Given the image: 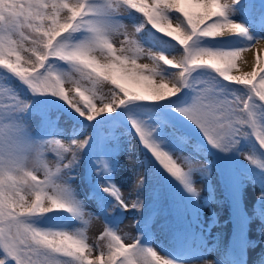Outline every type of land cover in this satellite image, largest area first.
<instances>
[{
    "label": "snow or ice",
    "instance_id": "1",
    "mask_svg": "<svg viewBox=\"0 0 264 264\" xmlns=\"http://www.w3.org/2000/svg\"><path fill=\"white\" fill-rule=\"evenodd\" d=\"M243 7L241 0H0V70L7 74L0 75V264H174L110 227L90 242L88 227L98 216L71 181L93 137L61 139L59 115L46 108L40 116L50 138L34 140L21 119L33 103L8 76L88 122L131 106L149 113L132 121L136 135L193 195L192 173L207 165L184 156L185 171L174 159L185 146L200 147L190 144L192 136L225 154L254 138L252 151L240 154L264 172V38L246 26L264 30V16L233 20ZM130 14L140 20L131 30L121 19ZM233 36L245 37L247 46ZM106 135L100 132L98 146ZM143 184L140 177L138 191ZM103 191L126 211L143 208L140 199L126 203L115 185ZM89 198L103 211L101 197ZM50 213L69 214L51 222L75 230L37 227Z\"/></svg>",
    "mask_w": 264,
    "mask_h": 264
},
{
    "label": "rangeland",
    "instance_id": "2",
    "mask_svg": "<svg viewBox=\"0 0 264 264\" xmlns=\"http://www.w3.org/2000/svg\"><path fill=\"white\" fill-rule=\"evenodd\" d=\"M241 4L245 5V1L241 0ZM261 5L264 6L263 0H253L252 9L254 12H257L258 9H262ZM133 15L138 14H130L121 17L123 22L129 25L130 30L134 24L140 23L139 19L135 20V18L132 17ZM253 17L256 18L254 14L251 16V18ZM231 18L233 20H237L240 23H245L250 19V17H247V15L244 13V7L241 8L240 11L236 12ZM246 26L249 27V33L251 35H254L257 38H264V30L256 29L251 24H246ZM237 38H240V41H236L239 47L247 46L248 41L245 37L238 36ZM140 62L144 63L146 61ZM168 71L174 70L170 69ZM0 75L7 74L0 70ZM8 80L24 99L32 101L33 103V110L23 114L21 119L28 129L30 136L34 140L41 139L39 137L41 130L38 124L41 120L40 110L43 109L44 103L53 104L54 107L57 106L58 108L64 109L65 113L71 117H74L75 120L80 122H88L84 117L73 112V110L69 108L67 104H64L62 100H58L54 97H33L28 92V89L17 79L8 76ZM21 87L24 89L21 90ZM70 87L71 85H65L66 90ZM233 87L239 86L233 85ZM133 107L134 106L120 108L117 112L111 114V116H101L99 118V122H89L97 124L96 129L99 127L103 128V132L107 134L104 140V145H102V148L105 149L104 162L107 163L108 166L107 174L110 179V183L115 185L119 191L123 193L124 200L129 205H131L132 202L137 199V188L135 189L134 193L129 196V199H126V184L129 182L130 178L132 179V177L136 176L137 174H142L141 177H144L147 153L144 152L142 144L139 141L137 135L133 134L132 132H128L124 138L115 140L114 136L109 134L108 127L113 128V121L115 119V121L120 123L115 125V127H117L116 129L121 130L125 128L128 130V127H130V129L134 130L132 127L133 120H145L147 118L140 116V111H134ZM128 111L130 112L129 118ZM176 123L179 124L178 121ZM179 125L183 127V125ZM92 129L94 128L91 127V131L94 133V130ZM181 131L191 135L188 133V130L184 131L181 129ZM94 136L95 135H92V141L94 140ZM84 137L85 136H79L78 140H82ZM61 139L70 141L65 137H61ZM190 144L199 145L200 147L194 148L192 146H185L182 151H176L174 153V159L177 160L178 165L187 171L188 164L183 160V157L192 156L201 164L207 165V168L192 173V182L194 187L197 189L196 195L187 192L183 185L176 180L190 212V221L188 225H190L189 227L191 229L187 233L186 241H182L180 236H178L182 232L175 234L176 231L173 232L174 236L168 240L163 235L143 236L139 231L141 227L142 213L135 208H130V210L126 211L119 205L120 210L118 211L123 213V215L121 214V216H119L120 219L117 221L116 218L113 219V216L116 215V212L112 213L111 210H107V223L108 220L110 223L106 224L96 200L89 198L94 191L87 179L88 172L86 170V164L90 160L89 154L92 152V147L90 149H84L83 152L80 153L78 164L72 171V175L75 176V179L72 180L71 183L78 194L79 199L82 200L87 206V210L98 216V218H93L91 225L88 227L90 242H94L96 237L104 230L105 227H110L113 230H117L120 234H129L130 242L138 239L140 247H144L146 249L151 248L155 250L158 255L173 261L174 264L189 262V260L186 259L178 260V256H180L183 251V244L186 242L192 244L190 248L192 249V256H195L194 264H200L205 260L207 264H241L240 259L243 260L244 256L246 257L247 261L250 254L248 246L250 241L254 240V243L257 244V247H260V251H257L256 256H258L260 260L264 261V187H262L264 181L260 182L255 179V176H253L251 173L253 168L251 169L248 167L247 160L244 159V157L240 154L242 151L240 153L233 152L232 156L228 159L225 157H223L225 159H221L220 156L215 155V152L210 149L202 137L198 138L196 136H192ZM216 152L217 154L223 156L222 152L218 150H216ZM243 152L246 153V148ZM217 158L220 160L219 163H223L224 160L226 163V161L229 159L236 161V167L230 163L231 173L233 174L232 182L234 186H231V183H229L228 186L225 183V180H222V176L219 172V169L217 168V165L219 164ZM49 159L52 160L54 158L50 156ZM198 166L199 165H197V167ZM254 169L258 171V173L264 174V172L256 168ZM41 178H43L42 175ZM203 187L205 189V195L202 194ZM244 197L245 199L247 198V203L249 205V209L247 208V213L244 204ZM144 198L145 197L143 195L142 199L144 200ZM213 199H219V202L214 201ZM252 199L254 204L251 203ZM221 210L222 214L220 215ZM65 214L67 219L70 220L71 217H69V214L64 213V215ZM247 214L249 216H247ZM38 219L35 221L37 227L48 228L42 226L41 223L46 221L39 222ZM250 223L253 233H258V237L252 234V236H254L249 237L251 239H249V243H247L246 236H249L248 227ZM55 229L68 231L75 230L72 225L65 224H62ZM220 229L222 230V234L223 231L228 230V233L230 234L229 241L231 247H227L224 241L222 244L224 256L217 257V261L215 262L214 260L216 258H211V256L215 255L216 252L219 251H216L211 247H217L216 245L218 244L214 241V237L219 233ZM142 240L145 241V244ZM245 247H247V251H245ZM228 249H231L229 255L227 252Z\"/></svg>",
    "mask_w": 264,
    "mask_h": 264
},
{
    "label": "trees",
    "instance_id": "3",
    "mask_svg": "<svg viewBox=\"0 0 264 264\" xmlns=\"http://www.w3.org/2000/svg\"><path fill=\"white\" fill-rule=\"evenodd\" d=\"M245 3L248 0H244ZM264 1V0H263ZM259 11H262L261 9H258L256 13ZM254 14V10L250 16ZM249 17V16H248ZM238 36L230 37V39L234 41H240V38H237ZM23 90L24 88H20ZM185 93H181V96H184ZM48 98V97H46ZM50 108L53 110V114L59 115V120L57 122V128L59 130V136L65 137L68 140H72L75 138H79V136H88L92 135L93 131H91V127L94 129V133L98 130H102L101 127L97 128V124L95 123H88V122H80L78 120H75L74 118L68 116L65 113L64 109L58 108L57 106L54 107L53 104H46L44 103L43 109ZM149 113L146 112H140V116L147 118ZM154 115V114H153ZM130 116V115H129ZM155 122V121H153ZM38 126H40V132L46 133L48 132L47 129L43 127L42 120L39 121ZM177 126L180 129H183L184 131H187L185 128L177 124ZM97 131V132H98ZM75 133V134H74ZM113 136L115 140H118L120 138H124L128 133L127 131L121 129L118 132L116 130L113 131ZM84 137V138H85ZM39 138V137H38ZM95 138V136H94ZM252 143H255L254 138L252 139ZM252 143L248 140L242 141L240 148L238 151H233L234 153H240V151H244L246 148V153H249L252 151ZM93 142L89 143V146L85 149H90ZM210 149L215 152V155L220 156L221 159H228L232 156L233 152L225 154L222 153L223 156L217 154L216 149H213L210 147ZM257 155H259V147L257 145ZM94 157V177L95 181L98 182L95 186V194L102 198L103 201V211L101 210V206L98 204L100 211L102 212L104 222L108 224L110 221L108 220L107 223V216L106 211L111 210L112 213H115L117 215V207L118 202L110 196L108 193L103 191V186H108V184L104 181V174H103V168L102 164L95 154V150H93L92 153L89 154V157ZM225 157V158H223ZM231 160V159H229ZM227 160V161H229ZM218 159V163H219ZM226 161V163H227ZM236 163L235 160H232ZM225 160L223 163H219L217 165V168L219 169V172L221 174V178L225 180L227 176V166H226ZM248 167L251 169L253 168L249 162L247 161ZM225 168V170H224ZM251 173L253 176H255V179L257 181H264V174L258 173L254 168L252 169ZM144 184L143 187L138 191H136L137 199H140L143 201V208L139 210L142 213V221L143 223L145 217L152 213V219L150 223L148 224V227L145 229L141 226L139 229L140 233L145 234H152V235H163L165 238L170 239L172 238L173 232L178 233L182 232L180 235L185 234V229L188 228L189 224V209L187 208L182 195L179 192V187L177 186V181L174 177H171L170 174L165 172L162 167L158 164V162H155L154 158L151 156L149 152H147L146 156V170L145 175L143 177ZM262 187H264V183L262 184ZM144 195V200L142 199ZM264 195V192H263ZM264 199V197H263ZM136 209V208H135ZM60 213H50L48 216H45L43 218H39L40 221H46L41 222L42 224L51 222V217H59ZM4 253L0 251V257H2ZM11 264V262H10Z\"/></svg>",
    "mask_w": 264,
    "mask_h": 264
},
{
    "label": "bare ground",
    "instance_id": "4",
    "mask_svg": "<svg viewBox=\"0 0 264 264\" xmlns=\"http://www.w3.org/2000/svg\"><path fill=\"white\" fill-rule=\"evenodd\" d=\"M141 176H142V174H137L136 176H133L132 179L130 178L129 179V182H127V184H126V190H125V198L126 199H129V196L134 193L135 189L137 188V181H138V179ZM204 190L205 189L203 187V189H202V194L203 195L206 194ZM213 200L219 202V199H213ZM244 201H245L244 203H245V209H246V213H247V208L249 209V205L247 203V198L245 199V197H244ZM251 203L254 204L253 199L251 200ZM221 214H222V210L220 211V215ZM247 216H249V215L247 214ZM248 229H249V233H248L249 236L247 237V241L249 243V239H251L249 237H253L254 235H256V237H258V233H256V232L253 233V231L251 229V223L249 224ZM252 234H254V235L252 236ZM229 236H230V234L228 233V230L223 231V234H222V230L220 229L219 230V233L214 237V241L218 245H216L217 247H211V248L214 249V250H216V251H219V252H216L215 255L211 256V258H216L214 260L215 262L217 261V257L224 256V249L222 248V244L224 243V241H225V244H226L227 247L228 246L231 247L230 246V241H229ZM251 241H250L249 246H248L249 251H250L249 252L250 253L249 254V257H248L247 261L240 259L241 264H264V261L260 260L259 257L256 256L257 251L258 250L260 251V247L259 246L257 247V244L254 243V240H251ZM219 247H221V248H219ZM183 249L185 251H188L189 250L186 245L183 246ZM230 251H231V249H228V251H227L228 252V255H229V252ZM194 257L191 260H189V262H187V263L181 262L179 264H194L195 263ZM228 260H226V261H228ZM223 263H225V262H223ZM200 264H207V262L205 260L204 262H202ZM213 264H215V263H213Z\"/></svg>",
    "mask_w": 264,
    "mask_h": 264
}]
</instances>
